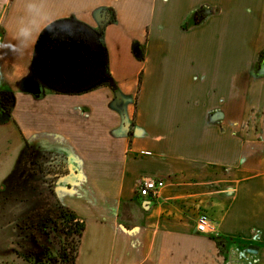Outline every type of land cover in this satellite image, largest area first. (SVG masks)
I'll return each mask as SVG.
<instances>
[{
	"label": "crops",
	"instance_id": "1",
	"mask_svg": "<svg viewBox=\"0 0 264 264\" xmlns=\"http://www.w3.org/2000/svg\"><path fill=\"white\" fill-rule=\"evenodd\" d=\"M107 7L117 15L104 34L109 72L128 123L110 86L88 89L98 80L33 84L45 31L97 28ZM83 36L53 49L47 75H70L51 68L58 53H90ZM263 53L264 0H0V90L14 95L0 121V188L26 146L69 157L55 193L85 221L75 264H264L263 245L242 254L212 238L264 241ZM145 176L165 181L158 197L140 195ZM201 213L214 234L197 230Z\"/></svg>",
	"mask_w": 264,
	"mask_h": 264
},
{
	"label": "rangeland",
	"instance_id": "2",
	"mask_svg": "<svg viewBox=\"0 0 264 264\" xmlns=\"http://www.w3.org/2000/svg\"><path fill=\"white\" fill-rule=\"evenodd\" d=\"M204 14L205 12L202 11L200 15ZM118 46L123 53L124 44L120 42L117 44V48ZM84 62L87 61L84 60ZM127 69L128 71L133 69L130 63L127 65ZM30 158L26 148L20 151L13 170L10 172L11 178H7L3 186L11 187L13 184L24 183V177L30 166ZM34 159V173L37 178H34L32 183H28L26 187L8 189L10 190L8 196H2L5 187L0 188V264H60V252L50 239L52 232L61 240L63 246H68V250L74 243L75 235L67 240L65 238L66 228L63 226L64 221L59 216L56 203L58 199L55 193L57 172H63L69 168V157L67 155L60 157L53 154H37ZM42 174L45 176L50 174L51 178L47 176L45 179ZM31 185L36 187H31ZM29 194H31L30 197L34 195L35 197L27 201L26 197H29ZM32 200L33 202H31ZM11 242L29 251L32 258L26 259L15 252ZM233 243L241 247L242 254L250 252L246 248L251 245L262 246L260 244L262 241L256 239L233 241ZM17 254L20 258L17 257ZM36 256L39 257V261L34 259Z\"/></svg>",
	"mask_w": 264,
	"mask_h": 264
},
{
	"label": "trees",
	"instance_id": "3",
	"mask_svg": "<svg viewBox=\"0 0 264 264\" xmlns=\"http://www.w3.org/2000/svg\"><path fill=\"white\" fill-rule=\"evenodd\" d=\"M100 13L104 17L103 18L104 20L101 23L102 25H101V29L99 32L100 44H101V46L103 48V52H104L103 60H102L103 74H102V77H100L99 80L96 82V84L94 86L92 85V87H88V89L93 88L95 86L108 85L115 92H117V91H119V88H118L116 80L113 78V76L109 72L108 51H107V47H106L105 40H104L105 27L108 24L115 22L117 20V15H116L115 9H113L111 7L102 8L100 10ZM200 14L201 13H199L197 15H200ZM262 58H263V56H262ZM88 89L85 88V89H82V91L88 90ZM13 106H14L13 92L11 90H8V89L0 90V121H5L11 117ZM131 133H132V130H130V134ZM25 148L27 149L29 157H31V158H30V166H29L28 173L24 177V180H23L24 183L21 185H18V184L14 185L13 184L11 187L6 185L5 189L2 191V194H1L2 196L10 195V190H8V189L15 188V187H22V186L26 187V186H28V183L30 184L33 182L34 178H37V176H35V173H34V163H35L34 157H36L37 154H46V155L53 154V155H57L60 157L65 156V155H62L61 153L31 148L30 146H26ZM67 170L68 169L64 170L63 172H57V175L63 174L65 172H67ZM47 176H50V174H47L46 176L44 174H42V177L45 179ZM7 178H11V175H9ZM5 182H6V180H5ZM31 187H36V186L31 185ZM30 195L31 194H29V197H26L27 201L30 198L35 197V195L31 196V197H30ZM31 202H33V200ZM56 203L58 206L59 216L64 221L63 226H65V228H66V230H65L66 240L69 239L72 235H75L74 243L71 245L70 250H68V246L62 247V249L60 251V258H61L60 264H75L76 259H77V255H78V251H79L81 237H82L83 231L85 229V221L73 209L62 204L59 200H57ZM63 226H61V228H63ZM212 238L215 239L217 245L219 246V248L221 250H225V247L228 245V243H231L233 241L240 242V240H237L234 238H228V237L226 238L223 236H213ZM245 243H247V241H245ZM11 244H12V249L15 252H17L19 255H21L24 258L29 259V260L32 258V255H31V253H29V251L22 249L20 247V245H14L12 242H11ZM260 244L264 246L263 242ZM71 252H72V254H71ZM34 259H37V261L40 260L39 257H37V256L34 257Z\"/></svg>",
	"mask_w": 264,
	"mask_h": 264
},
{
	"label": "flooded vegetation",
	"instance_id": "4",
	"mask_svg": "<svg viewBox=\"0 0 264 264\" xmlns=\"http://www.w3.org/2000/svg\"><path fill=\"white\" fill-rule=\"evenodd\" d=\"M202 11L203 9L199 10V13H201ZM101 17L103 16L101 15ZM103 18H102V21L104 20ZM101 25L102 24L99 23L97 28H91L86 25H80L79 23L74 22V21H71V22L61 21V22H57L51 25L45 31L44 35L39 40L37 53L34 59V81L37 80L39 83L48 85L49 87L53 86L56 88H63L65 90H72L73 88H75V86L77 87L80 83L89 82V80L93 81V79L99 80V78L102 77V74H103V71L101 69V63H102L103 54H104L103 48L100 44V39H99L100 37L99 32L101 29ZM72 33L74 34L78 33L80 35L81 34L85 35V37L83 36L84 39L86 37H90V40H91V47L89 50L90 53L87 52V49L82 50V54L84 55L85 60L87 61L86 63H88L87 56L90 54V61H89L90 63L85 67L84 73L81 74L82 79L80 80L82 81H78L80 70H74V71L69 70L70 72L69 76L67 74H64L59 79L52 78L46 74L49 68L48 66L50 65L51 53L53 49L56 48L57 46L68 43L70 39L69 38L70 34ZM46 38L48 39L47 41L44 42V39ZM94 51H97V56L93 54ZM262 56L260 58V67H259L260 71L259 72L264 73V53L262 54ZM93 69L94 70L97 69V70L93 71ZM90 73L92 74L90 75ZM74 80L78 82L74 83ZM58 176L59 175H57V177ZM55 238L58 239L56 235H55ZM62 247H63V243H62ZM260 247H261L260 245H256V246L251 245L247 247L246 250H249L251 252H256Z\"/></svg>",
	"mask_w": 264,
	"mask_h": 264
},
{
	"label": "water",
	"instance_id": "5",
	"mask_svg": "<svg viewBox=\"0 0 264 264\" xmlns=\"http://www.w3.org/2000/svg\"><path fill=\"white\" fill-rule=\"evenodd\" d=\"M102 18L103 17H101V13L99 12L98 13L99 23H102ZM59 56H61V55L58 53V56L56 57V60H55L57 62V65L53 66V64H52V66H53L51 68L52 73H50V74H55L56 76H60L64 73V70H66V71H68V70H72V71L80 70L82 72L84 71V68L86 67L87 63L84 62L85 57L83 54L75 53L74 59H72L73 54H71L70 60L69 59L68 60L62 59ZM48 69H50V68H48ZM33 84H34V86H36L34 88H38L40 86V83L37 80L33 81ZM124 97L125 96L123 95V93H121L120 91H117L115 93L114 105L117 108V110L121 113L123 120L126 123H128L127 122V115H126L127 114L126 113L127 101ZM50 239L53 241V244L56 247V249L60 252L62 249V243L60 240L55 238L54 232L51 233Z\"/></svg>",
	"mask_w": 264,
	"mask_h": 264
},
{
	"label": "built area",
	"instance_id": "6",
	"mask_svg": "<svg viewBox=\"0 0 264 264\" xmlns=\"http://www.w3.org/2000/svg\"><path fill=\"white\" fill-rule=\"evenodd\" d=\"M165 186V181L150 176L142 177L138 185V191L141 196L158 197L160 190ZM196 228L201 233L214 234L215 226L211 222L210 217L206 213H201L197 219Z\"/></svg>",
	"mask_w": 264,
	"mask_h": 264
}]
</instances>
